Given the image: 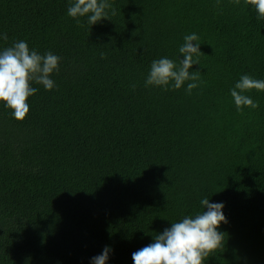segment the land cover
I'll return each instance as SVG.
<instances>
[{
    "label": "trees",
    "instance_id": "trees-1",
    "mask_svg": "<svg viewBox=\"0 0 264 264\" xmlns=\"http://www.w3.org/2000/svg\"><path fill=\"white\" fill-rule=\"evenodd\" d=\"M72 2L0 0V51L61 57L22 122L0 103V264H92L105 246L107 264H133L204 198L228 221L204 264H264V91L245 93L256 109L231 96L242 75L264 80V18L245 0H108L116 15L91 26ZM192 33L200 86L145 87Z\"/></svg>",
    "mask_w": 264,
    "mask_h": 264
},
{
    "label": "clouds",
    "instance_id": "clouds-1",
    "mask_svg": "<svg viewBox=\"0 0 264 264\" xmlns=\"http://www.w3.org/2000/svg\"><path fill=\"white\" fill-rule=\"evenodd\" d=\"M234 2L238 5L240 0ZM245 3L256 10L258 19L264 18V0H245ZM109 9L115 16L116 10L108 0H73L67 14L72 18L87 16L88 24L92 26L109 19ZM0 39L7 40V34H2ZM200 44L196 33L185 35L179 48L183 59L178 62L167 57L153 60L145 87L168 90L171 85L180 89L188 82L186 92L190 95L202 82L200 71H190L193 65L200 64L199 57L203 55ZM60 60L61 57L51 51L42 55L30 49L23 40L0 51V103L11 110L14 119L22 122L29 114L27 101L38 91L33 84L42 85L49 91L55 87L50 77L59 71ZM252 90L264 91V80L242 75L231 90L237 110L244 106L259 107L258 102L245 94ZM200 203L204 209L202 212L172 222L171 227L155 235L154 242L133 252V264H204L214 252L225 248V234L219 231L221 224L228 222L223 212L225 205L222 202L211 203L208 198ZM111 251L110 246H105L102 254L91 258L92 264H107Z\"/></svg>",
    "mask_w": 264,
    "mask_h": 264
}]
</instances>
